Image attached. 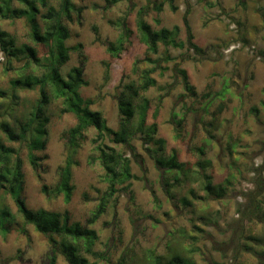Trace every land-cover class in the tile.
I'll list each match as a JSON object with an SVG mask.
<instances>
[{
    "label": "rangeland",
    "instance_id": "1",
    "mask_svg": "<svg viewBox=\"0 0 264 264\" xmlns=\"http://www.w3.org/2000/svg\"><path fill=\"white\" fill-rule=\"evenodd\" d=\"M60 1L48 0L55 9ZM70 2L74 11L65 43L69 58L60 74L65 77L71 68H81V97L91 101L90 109L113 131L124 120L119 96L125 94L133 105L134 116L127 123L132 132L146 100L145 123L156 125L163 156L175 154L184 169L157 168L139 132L129 133L125 143H114L90 127L76 157L72 197L65 203L53 190L66 156V134L76 119L59 115L61 105L53 102L45 150L35 153L40 158L36 172L28 164L26 147L8 142L0 130V142L11 145L23 163L21 196L27 208L67 215L70 224L93 230L97 241L91 254L85 253L81 240L74 242L91 263L148 264L152 256L165 263L176 254L195 264H264V0ZM11 5L21 7L17 0ZM140 12L151 30H177L183 47L160 45L151 55L138 29ZM124 28L128 38L119 57L113 58L107 48ZM0 29L17 47H35L24 19L0 18ZM35 48L40 60L48 55L47 48ZM25 63L20 59L7 64L0 53L1 90L8 93L10 80L20 74L43 73L35 64L25 70ZM147 71L154 84L133 97L131 91L139 89ZM38 99V89L20 91L15 102L0 98V107L16 109L13 116L2 113L0 123L14 126L16 115L28 112ZM109 149L129 160L132 179L111 185L101 162L102 150L109 154ZM205 177L211 186L223 188L220 196L205 190ZM103 202V213L90 223ZM1 207L13 218L9 232L0 234V264H48L52 250L47 237L24 223L0 190ZM56 260L67 264L60 253Z\"/></svg>",
    "mask_w": 264,
    "mask_h": 264
},
{
    "label": "trees",
    "instance_id": "2",
    "mask_svg": "<svg viewBox=\"0 0 264 264\" xmlns=\"http://www.w3.org/2000/svg\"><path fill=\"white\" fill-rule=\"evenodd\" d=\"M21 7H12L11 0H2L0 2V18L5 20L24 19L29 28L30 40L34 46L47 48L48 55L40 60L36 48L23 45L17 47L14 38L7 32L0 29V53L6 58V63L10 64L12 60H26L25 70L35 64L43 73L40 76H34L30 73L20 74L17 78L10 80V90L5 92L0 89V98H6L15 102L18 100V93L25 90L39 91V99L32 105L28 112L16 115L14 126L8 122L0 123V130L10 143L24 145L28 151L27 161L33 171L39 168L40 158L35 155L37 152L45 150L47 144L48 124L50 116L48 114L50 105L53 102H59L61 107L58 110L59 115L72 114L76 119V124L71 127L66 134V156L63 165L58 170V182L53 190L54 195L62 196L65 203H68L72 197L73 186L72 175L74 167L77 165V154L79 152L83 136L90 127L98 133H106L112 137L114 143H125L129 133L139 132L141 141L146 146L149 157L153 159L155 165L163 170L182 171L184 166L177 161L176 155L169 157L163 156L164 142L156 139V125H146V111L148 102L142 101L139 108V121L134 132L129 131L127 123L134 116V108L131 101L122 94L118 98V110L123 117L119 124V129L113 131L106 126L105 120L101 114L90 109L91 101L85 100L80 95V89L85 85L81 68H71L65 77L59 69L68 61L69 48L65 43L69 38L67 23L72 21L71 12L74 7L70 0H61L58 9L49 5L48 0H17ZM109 3H116L118 0H107ZM173 3L174 0H167ZM173 10L174 7H171ZM161 8H158L160 11ZM186 15L184 17V21ZM158 23V21H156ZM123 26V25H122ZM124 27V26H123ZM138 29L141 32V40L146 45L151 55L158 53L159 46L182 48L183 44L177 42V30L170 31L165 28L151 30L144 22L140 12L138 20ZM122 34L115 43L109 44L107 52L113 58H118L123 50V41L128 38V30L124 28ZM188 42L191 43V36L188 34ZM196 49V46L191 44ZM264 55V54H263ZM29 65V66H28ZM150 71L144 73L142 84L139 89L134 88L131 95L136 97L138 90L145 91L154 81L149 78ZM185 88L190 91L186 82V75L182 72ZM16 106V105H15ZM15 108L0 107V116H13ZM152 148H150V146ZM101 162L111 178V185L114 183L123 184L132 179L130 174L129 160L120 157L113 149H109V154L102 150ZM22 161L17 156V152L11 145H4L0 142V190L6 196H9L16 207V212L24 223L29 224L33 229L47 237L49 246L52 250V256L48 264H56L57 253H60L67 264H97L91 263L86 258L80 256L79 250L74 246V242L81 240L84 244V251L87 254L92 253V248L97 241L95 232L88 228H81L78 223H69L67 215L45 209L30 210L27 208L22 198L23 173ZM41 182V177L36 174ZM205 190L208 193H217L220 196L223 188L220 186H211L210 178L205 177ZM113 189V188H112ZM43 193H47L45 186L41 187ZM183 202L187 203L185 200ZM105 203H101L94 212L90 221H95L104 211ZM11 212L7 207L0 208V234L6 235L10 229ZM60 237L59 241L55 238ZM70 239L73 243H67ZM148 264H195L189 258L180 255H172L165 263L161 258L152 256Z\"/></svg>",
    "mask_w": 264,
    "mask_h": 264
},
{
    "label": "built area",
    "instance_id": "3",
    "mask_svg": "<svg viewBox=\"0 0 264 264\" xmlns=\"http://www.w3.org/2000/svg\"><path fill=\"white\" fill-rule=\"evenodd\" d=\"M234 48H232V47H230V50L232 51ZM252 50H253V47H251V51L250 52H252Z\"/></svg>",
    "mask_w": 264,
    "mask_h": 264
}]
</instances>
